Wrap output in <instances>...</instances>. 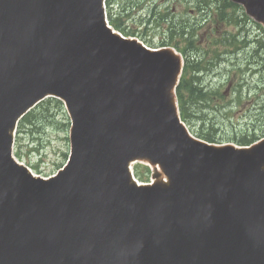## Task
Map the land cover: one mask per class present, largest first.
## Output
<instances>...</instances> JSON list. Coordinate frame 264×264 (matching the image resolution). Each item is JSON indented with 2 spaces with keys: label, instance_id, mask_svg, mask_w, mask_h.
I'll return each instance as SVG.
<instances>
[{
  "label": "water",
  "instance_id": "obj_1",
  "mask_svg": "<svg viewBox=\"0 0 264 264\" xmlns=\"http://www.w3.org/2000/svg\"><path fill=\"white\" fill-rule=\"evenodd\" d=\"M241 1L264 23V0ZM178 67L114 34L103 0H0V264H264V142L190 138L172 102ZM47 94L67 103L73 154L43 181L9 145L14 119ZM138 158L168 181L130 182ZM230 182L253 213L219 221Z\"/></svg>",
  "mask_w": 264,
  "mask_h": 264
},
{
  "label": "rangeland",
  "instance_id": "obj_2",
  "mask_svg": "<svg viewBox=\"0 0 264 264\" xmlns=\"http://www.w3.org/2000/svg\"><path fill=\"white\" fill-rule=\"evenodd\" d=\"M124 3L125 0H115L114 12L118 14L121 4ZM173 4L179 12L183 0H148L144 6L149 8L143 6L140 10L128 13L121 10L125 14L119 15V21L127 29L146 35L144 37L138 34V39L157 47L166 35V25H144L140 19L145 16L144 12L150 14V11L151 16L158 17L162 11H170ZM154 6L156 8H153ZM188 17L191 18L189 15ZM160 19H163V15ZM200 32L201 67L214 65L200 74L198 82L210 91L212 100L206 103L209 104L205 105L207 108H202L203 111L196 115L201 114L209 124L211 122L216 129L214 135L223 140L239 138L251 130L259 134L264 128V46L259 47L255 40L263 39V32L250 21L237 26L220 22L205 31V34L202 30ZM229 32L238 38L236 44L227 42ZM207 36L210 38H206ZM198 101L204 104L203 100ZM197 102L194 104L195 111L198 110ZM191 120L190 130L197 134L195 127L198 129V120L196 116H192ZM68 129L69 118L66 111L52 102L49 111L40 113L35 124L25 125L20 133H16L15 150L21 160L35 167V171L40 175H49L61 166L67 157ZM204 132L210 133V129Z\"/></svg>",
  "mask_w": 264,
  "mask_h": 264
}]
</instances>
